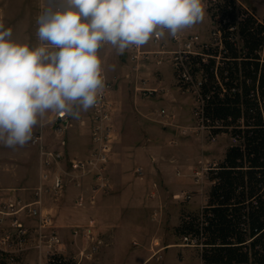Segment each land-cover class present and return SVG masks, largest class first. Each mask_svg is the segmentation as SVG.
Returning a JSON list of instances; mask_svg holds the SVG:
<instances>
[{"label":"rangeland","instance_id":"1","mask_svg":"<svg viewBox=\"0 0 264 264\" xmlns=\"http://www.w3.org/2000/svg\"><path fill=\"white\" fill-rule=\"evenodd\" d=\"M43 3L44 0H0V19L3 20L6 26L13 28L14 37L21 40H28L33 46H37L39 41L35 36L37 27L36 17ZM256 9L260 17L264 19V0L258 1ZM208 27L209 18L204 10L203 20L195 24L194 29L195 32L205 37ZM99 55L103 61L104 66L102 65V68L104 69V73L113 84L114 94L111 98L115 106L114 123L117 125L116 137L118 142L116 146H114L107 171L110 188L106 192L102 191L98 192V194H108L109 192L113 193L121 190L118 187V181L123 176L122 173L128 174L127 172L132 170L131 166H133L134 161L137 167L142 166L146 172L149 169V173H151V175L149 174V176H146L144 179L138 178L140 182L136 183V185H139V189L145 198L143 199L144 207L142 206V216L140 215L144 223L142 226H138L139 235L132 239V241H136L138 245L132 243L128 250H125L128 251L127 253L130 256L128 254L127 256L126 254L121 256L124 249L120 248L121 253L116 249V257L120 258L116 264H204L200 260L201 248L187 245L183 240V236L179 234L178 227L182 222L183 216L188 214L191 195L195 193L193 190L194 184H196V172L201 171L206 164H208L206 161L203 162V155L211 159L218 156L219 153L217 152L216 145L226 142H224V139L220 138L216 142H210L192 132L183 134L181 132L182 127L193 128V117L190 124L182 122L177 123L176 121L167 123L168 121H161L160 119L159 124L161 126H165V128L166 126L175 129L179 128L181 134L178 130H174L172 133L173 135L169 137V139H163V148L160 147L158 150L154 148L155 151H158L154 156L160 158V163L159 166L155 167L153 170L148 164V157L142 153H138L136 149L143 144V139L148 137L149 133H151L152 137L157 135L159 140V137H161L159 133L160 129L167 131V128L165 129L157 125V130L155 129V124L142 120L140 115L148 113L149 111H147L141 103L138 105L136 98L139 96L144 102L154 98H145L142 95L140 88L136 85V77L135 83L131 82V79H133L131 70L134 65L127 51L123 55H117L115 49L111 45L105 44L99 50ZM144 64H148L153 69L158 68L162 71L163 79L161 85L164 86L166 92L167 89H176L172 85L174 79L171 67L167 61L158 64L155 58L152 57ZM112 65L115 66L114 70L110 67ZM159 74L160 77H162V74ZM184 94L190 96V94ZM161 96L156 99L161 98ZM161 100L164 101L160 104V108L163 106H170V99L164 96L157 101L160 102ZM183 101L187 102V99ZM50 115L52 116L53 114H45L44 117L39 118L42 126L38 125L34 129V136L40 135L41 142L35 143L33 136L32 141L23 147H16L15 149L6 148L3 144H0L1 197L11 196L15 191L19 195L24 193H30L31 195V193L41 185L44 171L40 154L41 146L50 150H59L63 153L64 161L62 163L65 173L71 170V160H83L88 157V152L76 147L75 143L76 140H79L87 133L84 130H80V128H74V126L66 129L63 134H57L53 126L52 117L50 119ZM151 130L157 131V134L153 133V131L151 132ZM79 136L80 138H78ZM67 137L69 143L67 142L66 146L65 142L67 141ZM227 141L230 142L229 139ZM200 144L215 145L210 147V151L204 150L205 153L202 154L199 148ZM127 146L128 150H130L129 153H127ZM141 149L142 146L139 150ZM136 155L140 158L139 160H136V158L135 160L133 159ZM56 170H58V168H53L52 172ZM177 170L181 171L183 174L182 176L180 175L181 177L177 176ZM65 173H63V176L68 180V176ZM137 177L136 175L135 178L137 179ZM113 182L115 184H113ZM155 182L157 188L152 186ZM200 184H203V182L201 181ZM71 185L74 184L69 179L61 194L43 195V205L45 206L46 202L52 203L53 205L54 203H58L59 200L64 197L62 194ZM83 186L87 188L88 196L95 193L93 190L94 183H92L89 178L87 181L84 179ZM153 193H155L154 196ZM46 199H48V201H46ZM87 202L90 206L91 203L89 201ZM74 204L75 202L73 200H67V210L70 211V208L73 207ZM108 252L109 250L107 249L101 250L96 257V262L93 261L90 263L106 264L103 263L102 258H104ZM119 253L121 257L118 256Z\"/></svg>","mask_w":264,"mask_h":264},{"label":"clouds","instance_id":"2","mask_svg":"<svg viewBox=\"0 0 264 264\" xmlns=\"http://www.w3.org/2000/svg\"><path fill=\"white\" fill-rule=\"evenodd\" d=\"M203 18L202 0H44L37 46L0 19V144L25 146L45 114L75 118L92 108L105 87L104 44L123 55Z\"/></svg>","mask_w":264,"mask_h":264},{"label":"built area","instance_id":"3","mask_svg":"<svg viewBox=\"0 0 264 264\" xmlns=\"http://www.w3.org/2000/svg\"><path fill=\"white\" fill-rule=\"evenodd\" d=\"M228 1L202 0L204 10L210 19V26L205 37L195 32L194 26H192L181 33L178 38L169 35V39L166 40L165 37L156 38L154 36L145 46L130 48V55L136 68L152 57L158 64L164 61L169 62L178 87L184 93L190 94L193 100V128L182 127L183 134L192 132L210 142H216L221 137H228L231 145H239L241 141L232 135V129L226 131L218 122L212 124L206 117L207 98L203 93V84L207 82V79H205L206 75L202 64L208 63L212 57L216 56V53L219 64L226 49L223 37L226 30L229 31L231 41L237 47L238 52L243 54L244 41L238 31L239 24L245 21L248 16L254 17L261 24H264V19L247 4L234 0V8H230ZM228 8L230 11L234 9V22L227 12ZM102 78L105 87L99 93L97 103L87 111L86 119L82 121V124L88 125L90 129L93 145L88 157L83 160H71V170L65 173L62 163L64 161L63 153L41 146L40 154L44 168L41 185L31 193L29 198L15 196L0 199V264H16L31 251L44 256L47 259V264L53 262L56 257L63 256L55 217L46 211L42 203L43 195L61 194L69 179L75 187L82 188L84 179L87 177L93 178L95 193L106 192L110 188L107 171L117 138L114 123L115 106L111 98L113 84L106 77L104 71ZM140 90L145 98H157L166 92L164 88L160 87H141ZM160 115L168 117L165 110H162ZM73 118L69 115L53 114L52 121L56 133L63 134L68 127H71ZM39 141L41 142V136H34V142L38 143ZM213 166L216 164L208 163L201 171H197L196 182L203 181ZM53 168H58V170L52 172ZM63 173L68 176V180L65 179ZM85 204L86 199L81 194L78 197L77 205L84 207ZM97 224L94 218H90L84 227L77 226L75 228V235L78 236L81 232L86 240V246L78 258L68 259L76 262L83 259L90 260L95 256L103 243L95 234ZM183 240L187 245L202 250L203 245L197 238L184 236Z\"/></svg>","mask_w":264,"mask_h":264},{"label":"trees","instance_id":"4","mask_svg":"<svg viewBox=\"0 0 264 264\" xmlns=\"http://www.w3.org/2000/svg\"><path fill=\"white\" fill-rule=\"evenodd\" d=\"M234 8V0H229ZM232 22L234 9H227ZM244 41L240 54L224 33L226 49L203 63L205 114L241 144L231 145L223 161L213 166L207 206L187 214L179 234L203 245L204 264H264V24L252 16L238 26ZM263 55V56H262ZM50 264H76L63 256Z\"/></svg>","mask_w":264,"mask_h":264},{"label":"crops","instance_id":"5","mask_svg":"<svg viewBox=\"0 0 264 264\" xmlns=\"http://www.w3.org/2000/svg\"><path fill=\"white\" fill-rule=\"evenodd\" d=\"M238 1L243 4H247L248 6L252 7L254 10L258 12V10L256 9V6L258 5L259 0L258 1L257 0H248V1L238 0ZM258 15H259V12H258ZM209 26H210V19H209ZM208 28L206 30V35H207ZM164 37L166 40L169 39L168 38L169 35L167 32H165ZM150 47L153 48V46H150ZM127 54L131 60L130 49L127 50ZM132 63L134 65L133 69L131 70V74L133 76V79H131L132 83H135L134 81L136 77V81L138 82V83L136 82V85H138L139 88L141 87L164 88V86L161 85L162 79H163V73L161 70H159L158 68L153 69L151 66L148 65L149 63L145 65L144 64L145 62H143L137 68L133 61ZM159 73L162 74V77H160ZM172 76L174 79V82L172 85L176 89L175 90L167 89V92H165L163 96H161V98L165 96L166 98L170 99L169 100L170 106H167V107L163 106L162 108H160L159 106L164 100H161L160 102H158L157 100L161 98H158V99L154 98V99H151L145 102L139 96H137L136 98L137 104L140 105L141 103L145 107V109L149 111L148 113H143L142 115H140L141 119L146 122L155 124L156 126L155 129L157 130H158L157 125H159L162 128L163 127L165 128V126H161L159 124L160 119L161 121L163 120H165L166 122L168 121L167 123H170L171 121H174V122L176 121L177 123L182 122L185 124H190L192 122V117H193L192 116V110H193L192 98L190 96L185 95L184 92L178 87L173 71H172ZM139 82H140V86H139ZM113 94H114V90H112L111 97L113 96ZM184 99H187V102L186 101L184 102L183 101ZM188 99H189V102H188ZM162 110H165L167 112L168 117H164L160 115ZM77 111H79V106H78ZM87 113H88L87 111L86 112L81 111L78 117L73 118V122H72L73 125L71 127L75 126L74 128H78V129L80 128V130L82 131L84 130L87 133L85 136H82L81 138L79 136L78 137L80 138L79 140H76V141L74 140V141L76 143V147L82 150L83 149L86 150L89 155L93 148L91 138H90V129L88 125L82 124V121L86 119ZM51 117L52 116L50 115V119ZM71 127H68V128H71ZM166 128H167V131L166 130L164 131L159 128L160 129L159 133L161 136L159 137V140L161 141L158 140L157 135H155V137L154 136L152 137L151 133H149L150 136L148 135V137H145V139H143L142 141L143 144L138 146V148L136 149L138 150V153H142L148 157L149 159L148 164L153 170L155 169V167L159 166V163H160V160H159L160 158L154 156V154L158 152L157 150L160 147L163 148L162 146L163 139H169V137L173 135L172 133L174 132V130H178V132L181 134V132L179 131L180 130L179 128L175 129L170 126L169 127L166 126ZM115 129H117L116 123H115ZM152 131L153 133L157 134V131L151 130V132ZM69 138H70V134H69ZM220 139H224V142L226 143L216 145L217 150H218L217 152L219 153V155L215 156L212 159L203 155V158H202L204 160L203 162L206 161L207 163H210V164H217L224 160L226 152L228 148L231 146V143L227 141L229 139L228 137H221ZM68 140L69 139L67 137V141L65 142L66 146H67V142L69 143ZM117 142L118 141L116 138L114 146H116ZM214 145L215 144L213 145H209V144L201 145L200 144L199 148L201 149L202 154H204L205 151H210L209 150L210 147L211 146L213 147ZM141 146H142V149L139 150ZM154 148H156L157 150L155 151ZM129 151L130 150H128V146H127V153H129ZM137 155L136 157H133L134 160L135 158L136 160L140 159ZM136 167L137 166L134 161L133 166H131L132 170L130 172H127L128 174L122 173L123 176L118 181V184H119L118 187L121 190H118V192H113V193L109 192L108 194L94 193L93 195L88 196L87 188H84V186L82 188H77L74 185H71L63 193L64 195L62 194V196L64 197H62L59 200V202L57 201L58 203H54L53 205L52 203L46 202V205H45L46 211H49L55 217V224L58 227V232L61 238V245H60L61 254L65 258H73V257L78 258L80 256V252L86 246V240L83 237L81 232L78 236L75 235V228L77 226L84 227L88 223L90 218H94L97 221L98 224L95 230V234L99 236V238L103 241V243L99 247V251L95 254V256L92 259L90 260L83 259V260H80L79 262L77 260L76 264H89L90 262H93V261L96 262V259H97L96 257L99 255L101 250L103 251L104 249L109 250V252L104 258L101 257L103 263L116 264L120 259L116 257V249L120 251L121 250L120 248H123L124 252L121 253L120 251L121 256L123 254H126L127 256L128 251H125V250H128V248L132 245V243L134 245H138V243L136 241L133 242L132 239L136 238L139 235L138 226H142L144 223L140 215L142 216V210H143L142 206H143V201H144L143 199L145 198L139 189V185H136V183L140 182L138 178L144 179L146 176H149V174L151 175V173H149L148 168L146 172L144 167L142 166H139L137 168ZM139 170H141V172H139ZM176 173H177V176L183 175L181 171H178V170L176 171ZM136 175L138 176L137 179L135 178ZM88 178L92 183H94L93 178L87 177L85 180L87 181ZM202 182L203 184H200V182L198 183L196 182V184H194L195 186L193 185L194 186L193 191L195 193L191 195L188 214H193V215L198 214L203 210L204 207L207 206V203L209 200V194L213 186V182L210 181L208 178V173L206 174V178ZM113 184L115 183L113 182ZM152 186L157 188L156 182ZM81 194L86 199V204L84 207H79L77 205L78 197ZM154 194L155 193H153V196ZM1 196L2 195L0 194V199H6L10 197H15V196H23L25 198H29L30 193L29 194L24 193V194L19 195L15 191L11 196H7V197H1ZM67 200H71V201L73 200L75 202L73 207L70 208V211L67 210L68 208L66 206ZM46 201H48V199H46ZM87 201L91 203L90 206ZM120 253L118 254V256H120ZM200 260L203 263L201 253H200ZM16 264H47V259L44 256H40L37 252L31 251V252H28L25 256H23Z\"/></svg>","mask_w":264,"mask_h":264}]
</instances>
